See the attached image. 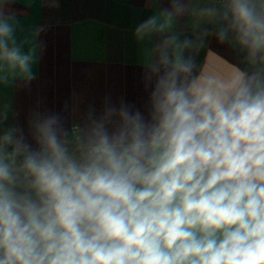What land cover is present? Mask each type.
Returning <instances> with one entry per match:
<instances>
[{
  "label": "clouds",
  "instance_id": "clouds-1",
  "mask_svg": "<svg viewBox=\"0 0 264 264\" xmlns=\"http://www.w3.org/2000/svg\"><path fill=\"white\" fill-rule=\"evenodd\" d=\"M0 0V80L47 26ZM58 8L59 0H44ZM152 0H144L151 9ZM142 104L0 107V264H264V0H160L136 24ZM212 38L236 62L205 67Z\"/></svg>",
  "mask_w": 264,
  "mask_h": 264
},
{
  "label": "crops",
  "instance_id": "crops-1",
  "mask_svg": "<svg viewBox=\"0 0 264 264\" xmlns=\"http://www.w3.org/2000/svg\"><path fill=\"white\" fill-rule=\"evenodd\" d=\"M59 0L58 8L44 0H17V36H31L38 26H47L37 40L43 45L34 66L36 79L30 89L19 91L11 78L0 80V107L11 106L26 124L37 100L41 110L60 111L67 103L78 108L77 116L89 104L97 110L106 96L142 104L146 94L139 83L142 45L133 36L136 24L159 10L160 0ZM200 61L218 71H229L236 62L227 47L209 38Z\"/></svg>",
  "mask_w": 264,
  "mask_h": 264
}]
</instances>
